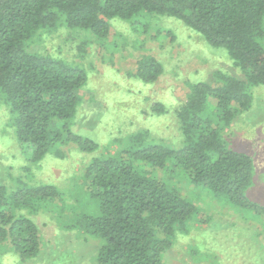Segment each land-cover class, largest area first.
I'll use <instances>...</instances> for the list:
<instances>
[{
  "label": "trees",
  "instance_id": "16d2710c",
  "mask_svg": "<svg viewBox=\"0 0 264 264\" xmlns=\"http://www.w3.org/2000/svg\"><path fill=\"white\" fill-rule=\"evenodd\" d=\"M143 14L174 18L208 46L224 49L240 76L218 72L210 83L190 86L175 111L179 146L155 143L147 132H137L114 154L93 157L85 165L83 186L98 202V213L81 217L78 224L100 241L96 264H164L177 233L197 219V208L159 172L183 174L264 226V204L246 196L253 160L226 140L234 120L251 107V89L264 87V0H0V94L19 148L34 163L69 143L87 154L99 147L73 130L86 73L60 58L29 51L28 42L60 22L109 39L113 21ZM161 72L160 63L146 56L132 77L150 84ZM164 112L160 103L150 106L153 115ZM55 122L58 130L51 132ZM60 196L50 185L16 192L0 187V245L11 247L21 261L35 257L38 229L19 212L37 202L53 204Z\"/></svg>",
  "mask_w": 264,
  "mask_h": 264
},
{
  "label": "rangeland",
  "instance_id": "374dc122",
  "mask_svg": "<svg viewBox=\"0 0 264 264\" xmlns=\"http://www.w3.org/2000/svg\"><path fill=\"white\" fill-rule=\"evenodd\" d=\"M111 27L113 35L98 40L60 22L39 31L27 44L29 51L60 58L86 73L73 130L97 142L94 153L69 143L57 146V152L52 149L40 162H31L30 154L18 146L0 94V187L16 192L50 185L61 194L53 204L37 202L19 212L38 229V254L21 261L11 247L0 245V264H96L100 241L78 224L81 217L98 213V202L83 186L85 165L93 157L114 154L137 132H147L155 143L179 146L175 111L185 103L190 86L210 83L218 72L240 76L224 49L208 46L174 18L143 14L133 21H113ZM260 43L264 47V37ZM146 56L162 67L150 84L132 77ZM251 93L250 109L234 120L226 140L232 149L251 156L254 167L246 196L264 204V87L252 88ZM154 103L162 104L165 112L151 114ZM56 130L55 122L51 132ZM157 175L182 192L199 213L177 233L171 250L164 253V264H264V226L259 220L192 185L179 172Z\"/></svg>",
  "mask_w": 264,
  "mask_h": 264
}]
</instances>
